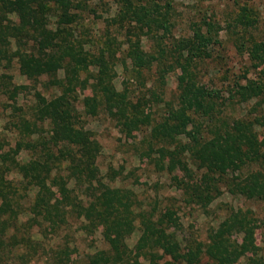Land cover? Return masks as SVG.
Wrapping results in <instances>:
<instances>
[{"label": "trees", "instance_id": "trees-1", "mask_svg": "<svg viewBox=\"0 0 264 264\" xmlns=\"http://www.w3.org/2000/svg\"><path fill=\"white\" fill-rule=\"evenodd\" d=\"M111 1L113 16L92 39L79 27L93 0H0V264H264L255 241L264 217L229 209L203 241L183 238L175 206L143 205L120 183L122 172L100 173L101 147L85 127V117L102 112L124 135L143 132L140 156L189 207L205 211L222 191L264 205V115L230 114L250 101L264 107V81L243 76L223 88L198 72L226 43L251 68L264 63V16L252 0H234L223 25L205 15L175 36L177 0ZM120 53L136 77L152 73L158 102L175 75L156 119L143 96L132 102L127 88L116 90ZM14 66L26 84L13 82ZM73 226L98 233L102 247L80 255Z\"/></svg>", "mask_w": 264, "mask_h": 264}, {"label": "rangeland", "instance_id": "rangeland-1", "mask_svg": "<svg viewBox=\"0 0 264 264\" xmlns=\"http://www.w3.org/2000/svg\"><path fill=\"white\" fill-rule=\"evenodd\" d=\"M236 5L234 0H177L174 6L177 24L173 34L175 36L185 34L188 32L191 22H195L205 15L212 17L213 20L223 25V21L234 13ZM251 5L258 10L259 15L264 16V0H252ZM91 7L94 8L89 12L90 14L83 15L79 30L82 29L83 34H88L92 39H95L104 33V21L113 16L115 7L114 2L111 0H103L102 3L93 0ZM76 35L78 34L76 33ZM111 36H114V42H119L122 39L115 32H111ZM220 36L221 39L225 40L223 32L220 33ZM149 46L148 41L142 42L144 50H147ZM123 50L124 46L122 45L120 51ZM124 57L125 53H120L119 58H123L122 60L125 61L114 67L115 77L113 83L116 90H121L122 87L127 88L132 102L135 101L136 97L143 96L147 105L144 112H149L152 119H156L162 112L163 102L169 100L175 92V75L169 73L166 76L163 86V102H158L150 97V93L155 90L156 85L152 73L142 71L140 77H136L134 72L129 70L130 63ZM198 70L204 83L211 84L212 82L217 87L224 88L235 78L243 76L256 81H264V63H259L255 69L251 68L246 55L236 54L229 43H226L222 50L211 53V57L205 59L199 65ZM10 74L15 84L24 85L27 83L24 77L19 75L15 66L11 69ZM24 94L18 96L19 103L22 100L24 102L28 100L29 93ZM254 103L255 101H250L236 105L230 114L236 118H253L264 115V107L261 108L260 105ZM85 127L92 132L93 137L101 147L100 155L97 158L100 173L104 174L110 168L122 172L118 178L121 180L120 183L132 189L143 205L152 204V201L157 198V200L162 201V205L175 206L173 208L176 209L179 217L183 238L190 235L199 241H203L206 230L209 227H215L229 209H250L257 218L262 219L264 217V205L253 200H246L240 196H231L225 191H222L205 211L187 206L182 201L180 193L172 188L169 176L161 172H154L140 156V150L137 149L136 144L141 139L143 132L135 131L124 135L120 132L119 126L102 112L94 117H85ZM6 134L9 133L6 132ZM20 158L24 159L23 153L20 154ZM68 233L73 236L80 255L102 247L98 233L85 237L75 230V226L70 231L68 230ZM137 235L138 232L134 231L126 239L129 247L134 244ZM255 241L261 248V254L264 257V225H260L255 230ZM53 242L57 243L58 240ZM91 246H94V248H91ZM7 264L20 263L10 261ZM27 264H43V262L32 260Z\"/></svg>", "mask_w": 264, "mask_h": 264}]
</instances>
